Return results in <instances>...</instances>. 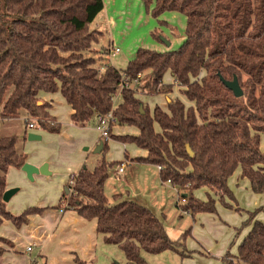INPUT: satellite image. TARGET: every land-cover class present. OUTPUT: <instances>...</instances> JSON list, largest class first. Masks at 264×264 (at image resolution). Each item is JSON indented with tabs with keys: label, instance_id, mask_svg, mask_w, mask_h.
<instances>
[{
	"label": "trees",
	"instance_id": "1",
	"mask_svg": "<svg viewBox=\"0 0 264 264\" xmlns=\"http://www.w3.org/2000/svg\"><path fill=\"white\" fill-rule=\"evenodd\" d=\"M143 3L157 21L169 12L185 15V40L167 52L141 48L126 69L109 65L100 72L95 58L86 54L99 42L91 25L104 10V0H0V119L25 113L27 125L36 119L38 129L60 133L61 124L49 113L51 105L40 98L60 92L73 110V125L85 128L113 110L121 91V103L113 112L119 125L136 127L140 134L111 137L148 152L136 161L162 167V182L170 180L181 191L186 213H216L211 195L203 202L194 192L207 188L223 200L231 195L228 182L238 168L252 191L263 194L264 0ZM152 36L161 41L158 29ZM168 73L172 84L164 82ZM221 77L227 81L237 77L244 95L236 97ZM175 86L190 105L179 98L168 99L167 111L160 106L151 111L140 98L139 92L160 96L172 93ZM18 141L17 136L0 137V228L5 221L21 228L31 215L43 212L28 208L14 215L4 201L9 169L26 164ZM102 142L99 164L93 170L87 165L80 169L72 194L67 185L57 208L96 220L97 233L107 245L124 252L125 264H150L143 253L173 251L183 258L191 256L181 242L169 238L163 221L149 208L132 200L109 203L105 186L110 171L122 163L107 162L108 142ZM261 210L264 207L257 212ZM254 215L247 222L251 230L238 254L228 252L220 264H264V223ZM4 252L0 247V264ZM75 263L87 264L78 258Z\"/></svg>",
	"mask_w": 264,
	"mask_h": 264
},
{
	"label": "rangeland",
	"instance_id": "2",
	"mask_svg": "<svg viewBox=\"0 0 264 264\" xmlns=\"http://www.w3.org/2000/svg\"><path fill=\"white\" fill-rule=\"evenodd\" d=\"M165 14L159 18V21L167 23L164 27L161 26L159 21H155V18L152 20L153 24L149 25L145 20L140 19V14L138 13L134 14L135 19L133 20H121V26L118 28L121 33H119V36L115 39L116 41L113 46L119 47L122 53L111 61L108 56L104 54L111 46L108 45L106 48L104 47L108 42L107 35L103 34L104 31L101 30L102 28H94L99 25L103 26L101 20L103 14L98 16L92 24V29H96L99 42L93 45L94 51L86 54V56L96 57L95 60L98 65L100 62L99 55L103 54L102 58L107 63L113 64L116 68L124 70L127 68L132 56L131 53L136 52L137 54L138 50L145 44H148L150 47L152 45L159 46L169 51L178 49L182 44L180 37L186 35V16L181 13L169 12L167 17L164 18ZM174 16L176 17L175 19H173ZM152 26L158 27L160 38L164 37L170 41V47H167L164 43L152 36V32L150 31ZM154 30L155 29H153V31ZM99 32H101V36ZM124 32L126 34H124ZM203 75L204 73L201 77ZM164 82L165 84L173 83L170 73L165 76ZM135 84H137V82H135ZM139 94L144 105L149 107L151 111H153L156 106H160L167 111L168 99L176 100L179 98L186 103V105H190L186 98L180 94V88L177 86L174 87L173 92L170 94L160 96H147L141 92H139ZM121 100V96H117L114 99L115 108L121 103ZM58 102H60V100ZM59 108L63 116V123L70 125L68 108L66 105L60 106ZM53 118L57 121L55 117ZM27 121L28 119L25 113L16 119H0V137L17 136L19 138L17 144L18 151L23 152L25 150L31 157H36L39 154L48 156L49 163L52 162L57 165L58 168L60 166H65V160L73 156L76 157L78 153L85 156L86 162L84 165H87L89 169L93 170L99 164L102 155L95 154V149L97 147L94 141H90V139L94 140L95 136L97 140L99 139V133L96 131V119L84 129L85 135L89 137V139H82L75 133L62 136V134H50V132L38 128L30 130ZM30 123H37V121L34 119L31 120ZM130 127L123 126L122 129L134 132L136 127ZM31 133L43 134L44 137L39 141H31L29 140V134ZM107 142L108 150L105 156H107L109 151L114 161L126 162L125 154L123 155L124 148L121 147L123 143L112 137H110ZM129 152H131L130 149ZM113 171L114 170L110 171V178L105 186V195L109 203L114 205L120 202V197H118L117 194L123 195L122 199L137 201L139 203L142 201L143 204L148 201V208L163 221L169 238L173 242H181L184 245L183 251L191 255L183 258L180 254L173 251H166L158 255L143 253V256L147 257L150 264H220L222 258L225 257L228 252L232 255L238 254L239 245L248 235L247 232H249V229H251V225L247 222H249V218L252 217V214H255L254 217L256 221L258 219L262 220L257 218L258 216L264 219V210L257 212L260 208L264 207V202H262L264 193L255 194L251 191L248 182H241L238 180L239 175L237 173L231 180L229 179L228 182L231 191L230 196H225L222 200L220 197L211 195V197L216 200V213H198L192 215L191 213H186L183 209V205L186 204L187 201L184 203L182 202L181 199L183 196L181 191L179 189L175 191L173 186L167 183H163L166 186L161 184L156 167L150 168L148 164H142L138 167H128L127 173L129 177L126 180L122 176H114L112 174ZM130 175H132V177ZM60 176L61 173L57 172L53 176H39L37 180L34 179L33 181L28 179L27 176L21 178V180L15 177L16 184L18 188H20V193L14 196L10 203H8L10 210L13 212L12 214L21 215L28 209L34 197L45 192L42 189L50 188L52 196L55 189H57L56 187ZM69 182L70 173L66 178V182L60 194L65 191ZM72 192L69 193V195H71ZM207 194L208 193L204 189H199L194 192V197L200 201L207 202L209 195ZM52 204L55 203H50V206H52ZM59 204L60 201L58 199L56 201V208ZM66 205L63 206L64 209ZM185 234L187 235L183 238ZM3 244L9 243L7 240H0V247L2 249H4ZM99 248L98 257L94 264L126 263L127 260L124 252L117 246H107L102 243ZM38 255L39 250L38 247H36L31 257L26 256L21 258V260H24L23 262L28 264H31V261L35 259L39 262L41 258H39ZM30 258H32L31 261ZM39 264L42 263L40 262Z\"/></svg>",
	"mask_w": 264,
	"mask_h": 264
},
{
	"label": "crops",
	"instance_id": "3",
	"mask_svg": "<svg viewBox=\"0 0 264 264\" xmlns=\"http://www.w3.org/2000/svg\"><path fill=\"white\" fill-rule=\"evenodd\" d=\"M137 13L140 14V19L145 20L146 23H148L149 25L153 24V21H152L153 17L150 14L146 13L143 0H104V10L99 15L101 16L103 14V17H101L103 26L99 25V26H95L94 28H98V27L102 28L101 30L104 31L103 34L107 35L108 42H107V45L104 46L105 48L108 45L113 46L116 41L115 39L117 38V36H119V33H121V31L118 29L121 26V20L123 19L133 20L135 19L134 14H137ZM167 14L168 13L164 15V18L167 17ZM175 18L176 17L174 16L173 19ZM91 28H92V25H91ZM153 29L156 30L158 29V27L152 26L150 28V31L153 32ZM124 34L126 33L124 32ZM180 40L182 43L185 40V36L180 37ZM141 48L154 50L158 52L169 51L167 49H163L162 47L155 46V45H152L150 47L148 44H145ZM104 54L105 56H107L106 53ZM100 55H99L100 62L98 63L97 68L99 67L101 68L102 66H109V65L114 66L113 64L107 63L102 58L103 54H100ZM131 55L132 56L130 60L135 58L136 52H132ZM40 98L44 102L49 103L51 105V108H50L51 115L55 117L57 119V122L61 124L62 128H61L60 133L58 134H62V136H67L69 134L75 133V134H78V136L82 139H89V137L85 135L86 133L84 129L86 127L78 128L75 125H73L71 121L73 110L68 105V103L63 98L60 92H57L54 94L44 93L40 95ZM59 100L60 102H58ZM63 105H66V107L68 108L70 125H66L63 123V120H62L63 116L59 108L60 106H63ZM122 127L123 126L119 125L113 128L112 135L115 138L120 137V136H131V135L138 136L140 134V131L138 128H136L134 132H130V130L129 131L123 130ZM96 131L99 133V139L97 140L95 136V139L94 140L90 139V141H94V144L96 145V147H98L103 139L101 138L100 132L98 130ZM33 134L40 135L38 133H33ZM40 136H41L40 140H42L44 135L42 134ZM34 141H39V140H34ZM263 143H264V138L261 144V149L264 151ZM121 147L124 148L123 155L125 154L126 162L120 161L119 163H125L127 166L123 174L119 173L118 168L114 169L112 174L114 176L116 175L122 176L126 180L129 177L127 173V168L132 167V166L138 167L142 164H145V163L137 162L136 159L146 158L148 156V152L146 150H143L137 147L133 143H123ZM129 149L131 150V152H129ZM23 153L26 155V163H29L38 168L42 167L45 164H47L49 167V171L51 173L50 175H42V174L34 175L35 180H37L39 176H53L57 172L61 173V176L59 178V181L56 187L57 189H55L54 194H52V196L50 193V188H47V189H42L43 191H45L43 194H40L31 200L30 206L28 208H39L43 211L42 213L31 215L29 217L28 224L24 225L21 228H17L10 221H5L3 223V225L0 228V237L3 239H6L9 244H3L5 252L2 257V263L4 264H28V263H24L23 262L24 260H21V258L26 257V256L31 257L32 252H34L35 248L38 247V250H39L38 256L39 258H41V260L38 262V260L36 261V259L32 260V258H30V261L32 260L31 264H36V263L39 264L40 262L42 264H76L75 263L76 258L86 262L87 264H94V262L96 261L98 257V251L100 249L99 246L102 243L107 245L104 242L103 236L97 233L96 220H92V221L86 220L82 218L81 216H79L77 212L74 210H69V209L62 210V209L56 208V201L58 199L60 201L61 199V196L63 193L62 194L60 193H61L64 183L66 182V178L68 174L70 173V177H71L73 174H77L80 171V169L84 166L86 162L85 156L82 155L81 153H78L76 157L73 156L68 160L66 159L65 166H60L58 168L57 165L53 164L52 162L49 163L48 156H42L41 154H39L36 157H33V156L31 157L29 153L27 154L25 152V150L23 151ZM105 158L107 162L109 163L116 162L114 161V158L110 156L109 151H108L107 156H105ZM148 166L150 168L156 167V169L158 170L159 180L161 184L163 186H166L164 185L165 183L162 182L161 180L160 171L158 167L152 164H148ZM236 173L239 175L238 180L241 182H248L249 187L251 189L250 181L247 178L242 177L241 168H238L235 171V173L230 178V180L234 177ZM26 176L27 174L22 169L11 167L7 175V187H8L7 190L14 189V188L19 189V191L14 195L16 196L18 193H20V188H18V185L16 184L15 177L21 180V178H25ZM130 176L132 177V175ZM204 190L209 195L214 196V194L210 192V190H208L207 188H204ZM117 195L118 197H120L119 199L120 202L128 200V199H122L123 195L121 194H117ZM14 196L11 198V200L14 198ZM10 201L8 203H10ZM262 202H264V197H263ZM50 203H55V204H52V206H50ZM145 203L143 204L142 201H140L139 204H143L145 207L148 208L149 202L147 201ZM7 207H8V210L11 213H13L10 210L9 205ZM257 218L262 219V220L258 219L257 221L264 223V219L262 217L258 216ZM250 230L251 229H249V232ZM107 246H111V245H107ZM29 247H32V250L30 252L27 250ZM145 259L149 262L147 257H145Z\"/></svg>",
	"mask_w": 264,
	"mask_h": 264
},
{
	"label": "built area",
	"instance_id": "4",
	"mask_svg": "<svg viewBox=\"0 0 264 264\" xmlns=\"http://www.w3.org/2000/svg\"><path fill=\"white\" fill-rule=\"evenodd\" d=\"M121 52H122V50L119 47H114L112 45L110 46V48H108L106 50V54L109 57V59H111V60L113 58H116L118 55H120ZM106 68H107V66H102L101 68H99V70H100V72H104L106 70ZM139 78H140V75H139L138 79ZM136 82H137V80H136ZM117 96H121V91L118 93ZM114 109H115V107L108 114H106L104 116H100V117L97 118V126H96V128L100 132L101 138L103 140H106V141L112 136L113 128H115L116 126H119V120H118V118L115 116V114L113 112ZM28 128L30 130L37 129V124L36 123H30L28 125ZM126 166L127 165L125 163H122L118 167V171H119L120 174L124 173V170H125ZM158 169L160 171L162 169V167L158 166ZM75 176H76V174H73L70 177V182L68 184V186L70 187L69 193H71L73 191V188L75 186V178H76ZM165 183H167L169 185H172L173 189L175 191H178L177 187H175L170 180L166 181ZM181 200H182L183 203L186 202L185 198H182ZM27 250L30 252L32 250V247H29Z\"/></svg>",
	"mask_w": 264,
	"mask_h": 264
},
{
	"label": "water",
	"instance_id": "5",
	"mask_svg": "<svg viewBox=\"0 0 264 264\" xmlns=\"http://www.w3.org/2000/svg\"><path fill=\"white\" fill-rule=\"evenodd\" d=\"M161 41L167 46L170 47L171 43L170 41H168L166 38L161 37ZM222 82L224 83V85L231 90L236 97H242L244 95L243 90L241 89L239 80L237 77L234 78V80L232 81H227L224 80L221 77ZM140 110L142 112V114H144V106L141 105ZM41 136L37 135V134H29V140L34 141V140H40ZM103 142L100 143V145L96 148L95 153L96 154H101L102 150H103ZM188 152L190 154L191 157H193L194 153L192 152L190 146H187ZM22 170L27 174L28 179L30 180H34V175H38V174H42V175H50V171H49V167L47 164L43 165L42 167L38 168L35 167L29 163H26L23 167ZM19 191V189L14 188V189H9L5 192L4 194V201L6 203H8L11 198Z\"/></svg>",
	"mask_w": 264,
	"mask_h": 264
}]
</instances>
